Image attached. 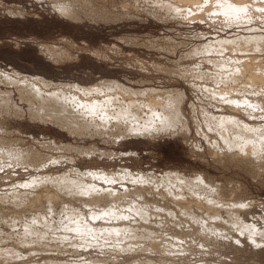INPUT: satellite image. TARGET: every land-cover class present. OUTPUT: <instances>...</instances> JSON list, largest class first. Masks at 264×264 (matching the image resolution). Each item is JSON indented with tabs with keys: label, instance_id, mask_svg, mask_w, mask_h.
Returning <instances> with one entry per match:
<instances>
[{
	"label": "bare ground",
	"instance_id": "bare-ground-1",
	"mask_svg": "<svg viewBox=\"0 0 264 264\" xmlns=\"http://www.w3.org/2000/svg\"><path fill=\"white\" fill-rule=\"evenodd\" d=\"M97 1L56 0L54 3L72 20L81 18L82 11L87 15L88 11L98 12L105 20H117L108 13L106 3L113 9L122 7L128 11L129 7L138 11L139 7L147 5L151 7L149 12L173 19L210 17L239 24L251 20L252 15L264 14V0H100L103 1L101 6ZM228 3L247 6L238 20L234 12L219 6ZM225 11H229L228 16L224 15ZM232 37L209 41L188 53V56L199 55L216 66L213 72H196L195 78L206 82L194 84L203 93L208 92L206 95L215 101L218 109L222 103H227L232 108H243L248 116L256 111L263 120L264 31L251 27ZM218 47H224L225 52L210 51ZM229 49L230 54H227ZM217 51L214 58L209 55ZM52 54L57 56L56 52ZM27 75L5 73L0 78V85L14 88H0V113L13 106L18 117L28 112L31 119L50 120L82 137H104L111 133L116 137H148L175 134L187 128L189 134L192 133L181 92L152 87L132 89L110 78L80 86L64 82L53 84L41 76ZM14 92L28 105L27 110L10 100ZM192 112L193 116L197 113L196 110ZM228 112H201L203 117L199 115L195 122L197 131L208 139L215 156L229 158L228 161L240 162L249 168L253 165L257 167H251L254 173H258L264 168V120L258 121V118V122H248ZM1 126L2 121L0 131L4 132ZM46 145L59 146L55 140ZM96 149L99 148L94 145L81 151L89 154ZM41 161L36 151L32 153L0 136V167L17 163L39 171L43 168ZM123 171L121 174L94 170L77 175L70 172L47 175L48 171L46 175L45 172L31 174L29 180L15 185H20L15 189L20 191L0 195V225L11 229L6 231L0 227V264H155L153 259L161 264H190L186 257L197 254L192 241L199 240L203 247H208L210 240L228 237L232 230L257 244L264 243L258 240L259 236L264 238V231L242 219L240 210L244 200L227 199L221 191V183L208 181L199 174L191 178L167 171L161 181L153 174ZM101 180L108 181V185L102 186ZM117 182H121V188L115 185ZM95 248L104 253L103 258L92 256L90 250ZM65 252L87 257L63 260L61 256H65ZM194 264L209 263L203 258Z\"/></svg>",
	"mask_w": 264,
	"mask_h": 264
},
{
	"label": "rangeland",
	"instance_id": "rangeland-1",
	"mask_svg": "<svg viewBox=\"0 0 264 264\" xmlns=\"http://www.w3.org/2000/svg\"><path fill=\"white\" fill-rule=\"evenodd\" d=\"M55 1L0 0V78H3L5 73L20 72L23 75L28 74L29 77L41 76L52 83H76L80 86L97 84L110 78L119 80L132 89L152 87L160 91L181 92L187 99L183 100V106L188 115L189 127L193 128L192 133L189 134L187 128L175 134L163 133L148 137H116L111 133L104 137L87 135L83 138L71 134L69 130L50 120L31 119L28 112L24 117H18L16 109L12 106L11 109L6 108L0 113V121L4 127L1 126L4 132L0 131V136L11 139L18 147L32 153L36 151L41 157L43 168L37 171L17 163H11L14 166L10 164L0 167V195L20 191L15 190L20 187L15 186L16 184L29 180L33 174L45 172L46 175L47 171V175H62L67 172L77 175L92 170L120 173L128 169L134 173L153 174L155 179L161 181L167 171L180 172L191 178L199 174L203 178L207 177L208 181L218 182V185L221 183V191L228 196L227 199L244 200L240 210L242 219L247 220L249 224L254 223L264 231V168L254 173L252 168L257 167L253 165L249 168L240 162L228 161L229 158L222 157V154L221 157L215 156L212 145L207 138L199 134L195 124L199 115L203 117L200 113L205 110L218 114L230 110L229 114L233 113V116L237 115L248 122L264 119H260L256 111H253L254 115L248 116L243 108H232L227 103H222L218 109L215 101L206 95L207 91H204V94L195 86L196 83L201 85L206 81L194 76L196 72H213L215 64L203 60L199 55L188 56L197 46L221 38H234L251 27L264 31V14L260 17L252 15L251 20L239 24L228 20H212L210 17L203 20L192 17L173 19L161 13L149 12L151 7L147 5L139 7L138 12L133 7H129V11L122 7L113 9L106 3L108 13L117 20H105L98 12L89 11L88 15L86 11H82L81 18L72 20L56 8ZM99 1L96 4L101 6L103 1ZM224 47L210 51L225 52ZM52 51L56 52L57 56L52 54ZM218 51L209 55L214 58ZM227 51L226 53L230 54L231 49ZM0 88L14 89L5 84L0 85ZM12 96L10 100L27 110L28 105L21 102L16 92ZM127 98L130 96L127 95ZM192 110H196L195 116L192 115ZM54 140L59 145L57 148L46 145L48 141ZM94 145L99 148L97 151L91 150L89 154L81 151ZM76 147L79 148L73 149ZM120 183L115 185L121 188ZM100 184L107 186L108 181L101 180ZM0 227L11 231L9 226ZM228 235L230 236L223 239L219 237L210 240L208 247H203L199 240L192 241L193 249L200 255L195 253L196 256H187V260L193 264L203 258H206L209 264H264V243L257 244L236 230H232ZM259 239L264 242L263 237L259 236ZM201 249L203 252H210L209 254L213 252L212 256L201 254ZM90 251L95 258H103L104 253L99 249ZM113 254L112 259L115 258V252ZM84 256L65 252V256L61 258L84 260ZM153 260L155 264H161L159 260Z\"/></svg>",
	"mask_w": 264,
	"mask_h": 264
},
{
	"label": "snow or ice",
	"instance_id": "snow-or-ice-1",
	"mask_svg": "<svg viewBox=\"0 0 264 264\" xmlns=\"http://www.w3.org/2000/svg\"><path fill=\"white\" fill-rule=\"evenodd\" d=\"M219 6H221V7H226L228 10H230V11H232V12H234L236 15H235V18L238 20L239 18H240V13H242V12H245L246 11V7L247 6H234V5H232L231 3H228L227 5H219ZM262 11H264V10H262ZM224 15L225 16H228L229 15V11H225L224 12ZM103 215H108V213H103ZM99 217H97V219H98Z\"/></svg>",
	"mask_w": 264,
	"mask_h": 264
}]
</instances>
